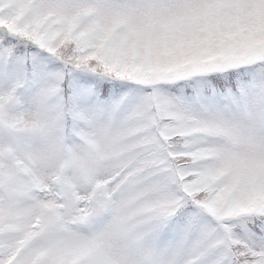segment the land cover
Here are the masks:
<instances>
[{
  "label": "snow or ice",
  "instance_id": "snow-or-ice-1",
  "mask_svg": "<svg viewBox=\"0 0 264 264\" xmlns=\"http://www.w3.org/2000/svg\"><path fill=\"white\" fill-rule=\"evenodd\" d=\"M0 264H264V0H0Z\"/></svg>",
  "mask_w": 264,
  "mask_h": 264
}]
</instances>
